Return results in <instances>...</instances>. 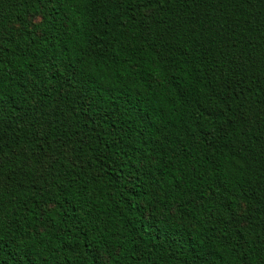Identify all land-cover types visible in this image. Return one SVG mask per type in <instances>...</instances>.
<instances>
[{
    "label": "trees",
    "instance_id": "trees-1",
    "mask_svg": "<svg viewBox=\"0 0 264 264\" xmlns=\"http://www.w3.org/2000/svg\"><path fill=\"white\" fill-rule=\"evenodd\" d=\"M0 264H264V0H0Z\"/></svg>",
    "mask_w": 264,
    "mask_h": 264
}]
</instances>
